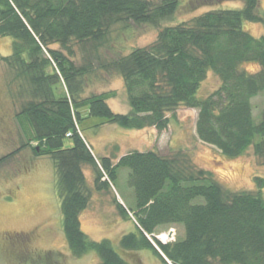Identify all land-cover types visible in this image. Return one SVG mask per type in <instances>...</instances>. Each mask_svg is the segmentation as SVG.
Returning a JSON list of instances; mask_svg holds the SVG:
<instances>
[{"label":"trees","instance_id":"1","mask_svg":"<svg viewBox=\"0 0 264 264\" xmlns=\"http://www.w3.org/2000/svg\"><path fill=\"white\" fill-rule=\"evenodd\" d=\"M180 1L0 0V37L11 39L10 54L0 56V67L12 72L8 79L16 82L15 92L6 95L19 98L13 117L31 130L28 138L22 130L26 139L0 157V163L26 148L51 160L62 231L74 258L93 252L100 264H130L108 239L91 240L81 228L80 214L91 193L84 174L88 165L96 191L114 185L119 168L129 170L134 209L127 210L115 197L113 201L120 216L132 214L135 231L122 235L120 249H149L164 264H264L263 178L256 177L254 191H229L182 150H134L113 164L114 157L96 159L79 131L82 108L87 116L123 129L152 127L158 132L169 125L168 113L190 108L197 110L195 134L201 143L229 158L250 149L264 165V111L258 123L252 113V99L264 94V33L254 36L243 29L244 22L264 26L259 0H242L239 8L213 9L160 27ZM129 23L158 27V32L150 45L98 62L122 79L129 110L120 114L107 103L112 92L84 97L94 68L90 55L82 64L74 61L72 45H98L114 25ZM246 64L258 68L250 72ZM209 73L217 85L200 96ZM173 225L183 228L182 238L167 243L155 238L159 228Z\"/></svg>","mask_w":264,"mask_h":264},{"label":"rangeland","instance_id":"2","mask_svg":"<svg viewBox=\"0 0 264 264\" xmlns=\"http://www.w3.org/2000/svg\"><path fill=\"white\" fill-rule=\"evenodd\" d=\"M242 0H181L174 15L160 23V27L189 21L194 16L213 9L239 8ZM258 13L264 15V0H259ZM243 29L254 36L264 33V26L244 22ZM158 27L151 25H114L106 39L98 44H73L74 61L84 62L89 56L94 71L87 76L84 97L102 92L113 93L107 103L117 113L129 110L122 79L116 73L105 72L99 61L110 60L128 54L133 48L146 47L156 39ZM11 39L0 37V56L10 54ZM52 48L60 49L58 45ZM247 71L258 68L256 64L243 66ZM3 77L2 99L0 107L4 113L0 119V157L21 144L31 136L27 122L14 119L20 109L17 97L7 93L16 90V82L10 81L12 72L0 67ZM8 80V84H7ZM0 81V90L3 87ZM217 85L214 74L209 73L199 88V95L205 96ZM62 92V85L58 86ZM13 100L16 107L13 105ZM253 121L258 123L264 111V94L252 99ZM0 112V115H3ZM197 110L179 107L174 113H168L169 125L158 132L154 128L141 130L123 129L115 124L105 123L102 118L87 116V109H81L82 119L79 131L86 139L96 159L103 156L118 158L131 151L155 150L168 154L172 150H182L191 161L213 174V178L229 191H254L256 177L264 179V165H260L251 150L229 158L214 147L201 143L195 134ZM23 130L26 138L22 139ZM66 144L69 141L66 140ZM31 145L35 146V142ZM88 186L91 188L89 204L80 214V224L87 237L94 241L108 239L130 264H164L149 249L126 251L119 248L122 235L135 231L134 219L128 212V218L118 213L114 197L127 210L135 207L133 188L128 185L127 168H119L114 185L107 190L96 191L93 187L94 171L84 167ZM105 179V178H103ZM56 174L51 160L44 155L36 156L30 149L22 150L15 156L0 163V264H100L97 256L90 252L81 258L71 256L62 231L60 202L55 189ZM264 194V188L262 189ZM201 200V199H197ZM156 236L165 235L163 242L183 237V228L179 225L159 228ZM149 241L155 246L153 238ZM170 264V263H167Z\"/></svg>","mask_w":264,"mask_h":264},{"label":"bare ground","instance_id":"3","mask_svg":"<svg viewBox=\"0 0 264 264\" xmlns=\"http://www.w3.org/2000/svg\"><path fill=\"white\" fill-rule=\"evenodd\" d=\"M164 239H165V235L158 236V240H159L160 242H163Z\"/></svg>","mask_w":264,"mask_h":264},{"label":"water","instance_id":"4","mask_svg":"<svg viewBox=\"0 0 264 264\" xmlns=\"http://www.w3.org/2000/svg\"><path fill=\"white\" fill-rule=\"evenodd\" d=\"M156 239H158L157 237H155ZM157 251L159 252V254L164 258V260H166L165 259V257L162 255V253L159 251V249L157 248Z\"/></svg>","mask_w":264,"mask_h":264}]
</instances>
